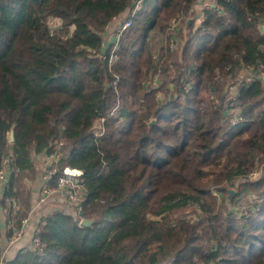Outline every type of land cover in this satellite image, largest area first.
<instances>
[{"label":"trees","instance_id":"trees-1","mask_svg":"<svg viewBox=\"0 0 264 264\" xmlns=\"http://www.w3.org/2000/svg\"><path fill=\"white\" fill-rule=\"evenodd\" d=\"M136 1L0 0L8 237L30 211L23 180L39 157L56 169L48 189L67 167L83 180L81 211L45 215L39 246L5 264H264V169L249 177L264 162V0H215L199 24L200 0H143L131 17ZM117 18L131 23L110 62Z\"/></svg>","mask_w":264,"mask_h":264},{"label":"crops","instance_id":"crops-1","mask_svg":"<svg viewBox=\"0 0 264 264\" xmlns=\"http://www.w3.org/2000/svg\"><path fill=\"white\" fill-rule=\"evenodd\" d=\"M214 5L215 0H200V2L195 7L194 18L196 19V24H199L201 18L203 17L202 11L205 8ZM121 21V18H117L109 25L108 31L105 35V40L107 43L113 40L115 29L121 23ZM51 163L52 160L49 157L45 155L41 156L36 160V170L38 168L39 170L43 169L45 165H47L46 167L48 168ZM24 183L26 188L30 192L31 208L29 213L27 214L28 222L23 227V234L21 238L13 243H11V238L8 237V233L9 230L13 229L15 224L14 213L16 207L11 212L9 211L8 207H10L11 200L5 199V201L3 202L5 187L0 188V257H3L1 264H5L7 261L13 259L19 251H27L34 247L33 240L35 238V233L37 231L38 225L44 221L43 217L45 215H48L55 211H63L70 214L75 213V205L73 204V202H70L65 195L54 192V188H49L51 190V193L43 202L39 201L42 193V188L45 185L42 174H39L37 172H35V174H30L26 178H24Z\"/></svg>","mask_w":264,"mask_h":264},{"label":"built area","instance_id":"built-area-1","mask_svg":"<svg viewBox=\"0 0 264 264\" xmlns=\"http://www.w3.org/2000/svg\"><path fill=\"white\" fill-rule=\"evenodd\" d=\"M143 0H137L136 3L134 4V7L131 11L130 16L134 17L135 14L140 10L141 5H142ZM203 20V17L201 18V21ZM180 19L174 18L173 20L170 21V28L176 29L179 25ZM130 20H125L123 22H121L115 29V32L113 34V38L115 37L114 41L111 42H117L119 35L121 34V32L123 30H125L127 27L130 26ZM264 26V25H262ZM170 46L172 48H175L177 46V42L176 40H174V38H172L170 40ZM116 43L113 44L112 47V53L110 54V62H112L114 60V55H113V51L116 49ZM245 77H244V81L245 83H250L253 80V74L251 73V70L249 68L245 69ZM264 109V106H263ZM230 113H232L234 115L233 118V123H241L242 119L239 116V111L237 109L232 110ZM113 114V113H112ZM98 121L102 124V122L104 121L103 117L99 118ZM101 129V126H100ZM100 129L99 130H95V134H100ZM9 159H6L3 161V165H6L8 163ZM54 174H56V169L54 168H45V171L42 174V178L44 181H47V179L51 176H53ZM261 175V171L259 170H254L250 173L249 177L250 179H256L257 177H259ZM82 172L80 170L77 169H70V168H65L63 170V173L55 180V187H54V192L63 194L67 197V199H69V201L71 202H78L77 204V211H81V203L83 202V196H82V187H83V180H82ZM7 182V176H6V172L4 170V168H0V188L3 187V185H5ZM51 193V190L48 189L46 186H44L42 188V193L40 196V202H43L46 197ZM11 200V199H10ZM12 201V200H11ZM194 208L197 211H200V205L198 203L194 204ZM28 222V217L26 216L25 218L22 219L21 221V228L16 230L13 237L11 238V243L18 241L22 234H23V227L27 224ZM41 224H44V222H42ZM80 225V222H79ZM34 246H39V240L38 238H34L33 240ZM3 257H0V264L2 263Z\"/></svg>","mask_w":264,"mask_h":264},{"label":"rangeland","instance_id":"rangeland-1","mask_svg":"<svg viewBox=\"0 0 264 264\" xmlns=\"http://www.w3.org/2000/svg\"><path fill=\"white\" fill-rule=\"evenodd\" d=\"M262 27V26H261ZM163 40H164V38H163V36H159V37H157L156 38V43H157V45L159 44V43H161V42H163ZM244 74H245V72H244ZM100 126H101V123L99 122V121H97L96 123H95V129L96 130H99L100 129ZM47 165H45V167L44 168H47L46 167ZM40 169L39 170V168L37 169V171H39V173H41V174H43V172L45 171V169ZM53 168V167H52ZM214 169H215V167H212V168H209L208 170H207V173H210V172H212V171H214ZM263 169H264V162H263V164L261 165V166H259L258 167V169L257 170H259V171H263ZM250 180H252V179H250ZM23 187H26L25 186V183H24V180H23ZM229 190H228V195H227V199H232V198H234V196L236 195V187L235 188H230V187H227ZM230 191H232L234 194L232 195V197H229V192ZM214 194H216V195H218V191H214ZM69 200V199H68ZM253 200V197L251 196V195H249V196H245V197H242L239 201H237L236 202V208L239 210V209H241L244 213H246L247 212V208H248V206L251 204V201ZM71 202V201H70ZM73 204L74 205H76V210H77V204H78V202H73ZM195 206V205H194ZM194 206L193 207H191V209H188L187 211H186V213L187 214H191L192 215V217H197L199 214L198 213H200V211H197L195 208H194ZM190 215V216H191ZM80 216V215H79ZM152 218V217H151ZM82 219V218H81ZM80 219V220H81Z\"/></svg>","mask_w":264,"mask_h":264},{"label":"water","instance_id":"water-1","mask_svg":"<svg viewBox=\"0 0 264 264\" xmlns=\"http://www.w3.org/2000/svg\"><path fill=\"white\" fill-rule=\"evenodd\" d=\"M191 20H192V19H188V20H187V22H186V27L189 26V24L191 23ZM261 30H262V32L264 33V26L261 27ZM105 51H106V48L104 47V48L102 49V54H104ZM152 123H153V122H152ZM14 140H15V137H14V128H11V130H10V132H9V134H8V141H9L10 143H13ZM233 194H234V193H233L232 191H230V192H229V197H232ZM80 216H82V215L80 214ZM91 224H92V221H91V220H88V219H85V218H82V219L80 220V225H81V226H90ZM131 264H134V263L131 262Z\"/></svg>","mask_w":264,"mask_h":264}]
</instances>
